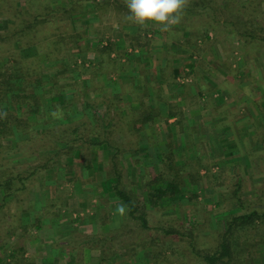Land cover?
Wrapping results in <instances>:
<instances>
[{
  "label": "crops",
  "instance_id": "crops-1",
  "mask_svg": "<svg viewBox=\"0 0 264 264\" xmlns=\"http://www.w3.org/2000/svg\"><path fill=\"white\" fill-rule=\"evenodd\" d=\"M245 1L248 0L231 2ZM260 6L264 12V0H260ZM127 14L125 0H0V35L4 37L0 52L11 58L12 54L21 55L31 42L40 44L44 27H36V33L32 34L28 33L26 23L34 18L37 23L51 19L55 26L47 29L48 36L54 42L64 37L72 59L59 71L72 77L61 83L66 87L62 102L73 103L71 119L78 122L85 117L91 121L90 128L99 127L103 132L102 124H94L92 105L95 106L97 116L104 125L108 124L104 130L109 135L116 133L114 143L132 152L131 156L121 158L124 176H137L140 181L142 168L166 166L163 160L168 162L171 156L177 166L186 170L183 178L186 183L191 160L197 161L200 169L215 168L212 174L208 173L213 180L222 175L221 168L230 170L227 172L230 178L237 175L235 167L249 175L245 167L258 162L264 164V158L257 153L259 136L264 133L263 62L255 64L262 74L256 88H261L263 93V98L256 101L249 90L250 82L242 83L234 75L232 68L238 62L228 58L220 32L208 33L203 26H197L199 31L194 27L184 28V24L192 23L185 19L164 32L154 24L141 27L127 22ZM223 35L224 39L233 38L228 31ZM194 38L196 43L189 44ZM218 38L221 41H215ZM203 40L210 47L200 45ZM39 54L42 62H46L44 53ZM258 55H264V51ZM242 60L244 65L238 76L247 75L243 73L247 71L244 67L250 65L249 59L242 57ZM61 63L62 60L45 66L56 67ZM16 71L20 72L18 68ZM37 93L41 94L40 90ZM122 135L132 139L124 143ZM97 149L103 152L104 158H90L89 164L102 167L109 156L106 146L79 145L73 156H79L81 150L96 152ZM73 156L67 162L61 160L59 165L65 175L69 174L63 178L69 182L75 178L72 167L78 160ZM78 161L86 173L80 182L93 179L84 161ZM204 173L202 170L200 176L203 182L208 180ZM99 174L101 182L108 185L105 173ZM239 178L238 174L236 186ZM61 188L63 195L44 192L41 199L39 191L33 192L37 197L33 196L32 200H39V205L31 210L32 214H20L16 229L9 233V227L1 229L0 264H153L148 258L151 249L147 246L142 248L141 256L137 253L133 258L125 256L126 209L123 214L117 211L123 204L110 189L105 186L102 194L108 199L109 208L104 204L96 208L93 199L88 201L91 193L85 188L79 190L82 193L79 197L73 194L74 188L66 193L63 185ZM199 189L196 193L204 196ZM62 198L66 201L65 207H62ZM81 199L84 200L82 207ZM107 209L111 215L105 219L102 212Z\"/></svg>",
  "mask_w": 264,
  "mask_h": 264
},
{
  "label": "trees",
  "instance_id": "trees-1",
  "mask_svg": "<svg viewBox=\"0 0 264 264\" xmlns=\"http://www.w3.org/2000/svg\"><path fill=\"white\" fill-rule=\"evenodd\" d=\"M214 2L215 0H189L183 19L188 20L189 23L191 19L185 18L186 16L201 18L202 20L208 17L210 19L199 24L200 27L203 26L205 29L215 32L218 26L226 25L228 33L233 38L237 36L238 39L247 41V43L257 39L251 32L239 30V26L242 23L241 17L243 19L245 16L251 17L248 16L249 10H246L248 4L251 12H255L256 8L260 7V0L224 4L220 9H215ZM226 12L232 15H225ZM252 21L257 22L258 20L254 16ZM53 24L51 19L37 23L36 18H34L31 22L26 23V28L30 30L28 33L35 34L36 27L51 30L55 26ZM192 26L199 31V26L197 27L193 23L184 24V28ZM42 36L43 39H41L40 44L31 42L23 48L21 55L12 54L13 62L9 56H4V52H0V192L2 193L0 235L4 226L9 227L8 233L16 229L20 214L26 212L32 214L31 210L35 208V203L32 200L33 191L39 190L38 182L40 179L51 176L54 173V168L59 167L62 156L71 157L76 153L79 145L90 147L91 144L95 143L109 148L107 163L102 166L101 170L109 181L108 188L110 187L109 189L115 199L124 205L127 218L139 223V227L145 231L154 229L149 224L148 219V212L151 209L155 210L161 207L165 201L181 200L187 191L196 195L193 190L197 187L196 180L198 178L194 173V168L188 169L191 187L187 191H185L186 182L181 178V172L186 170L175 166L168 167L167 172L162 169H159L158 172L155 170L151 178H144V184H142L145 187L144 198L135 194L131 190L132 188L128 189L122 182L121 155L125 153V149L113 142L111 143L110 135L104 130L108 124L104 125V121L97 116L94 110L95 106L92 105L94 120L98 125L104 126L103 132L99 131V127L90 130L91 121L85 117H82L78 122L75 121V118L71 119L70 112L73 111V103L64 100L62 102L66 87L62 86L61 83L63 80L72 79L71 76L67 75V72L65 74L59 73L61 68L72 62L71 56L68 55L69 44L63 40V37L54 42L53 49L47 51L48 44L46 42L51 40V35L48 36V33L45 32ZM196 37L199 36L196 35ZM206 38L208 37L206 36ZM260 38L261 40L264 39L261 35ZM3 41L4 37L0 35V43ZM29 41L31 40L29 39ZM12 42H14V36ZM39 45L42 46L39 47ZM54 50L60 54H54ZM39 53H44L46 64L60 60L62 63L56 67L45 66V62H42ZM16 68L20 72H17ZM44 79L46 80L43 81ZM37 89L40 90L41 94L37 93ZM88 105L91 108V104ZM43 112L48 113V115L43 114ZM54 120L57 121L56 125L53 124ZM37 125L40 126V130H36ZM260 135L258 139L259 148L263 150L264 133ZM117 148L122 151L120 149L116 151ZM17 150L22 153V157L26 158L24 164H19L20 161L16 162L11 158L9 161L4 159L5 155L16 153ZM83 151H79V157L85 159ZM89 160L85 168L89 174L94 175L97 168L89 164ZM194 177L196 180L192 179ZM54 183V193L63 195L61 188L63 182L55 178ZM42 186L46 192L45 185ZM238 187L235 189L236 196L239 192ZM65 202L64 199L61 200L62 207L66 206ZM240 207L241 210L245 209L243 202H241ZM257 222H264V208H252L249 212L230 217L226 221L218 248L212 252L199 254L200 256L197 257H201L203 264H232L234 257L240 258L243 254L251 255L250 252L253 251L254 246L247 244L251 237L248 231L253 229ZM163 232L164 234L171 233L168 230H163ZM242 238L243 243L240 244L239 240Z\"/></svg>",
  "mask_w": 264,
  "mask_h": 264
},
{
  "label": "rangeland",
  "instance_id": "rangeland-1",
  "mask_svg": "<svg viewBox=\"0 0 264 264\" xmlns=\"http://www.w3.org/2000/svg\"><path fill=\"white\" fill-rule=\"evenodd\" d=\"M232 0H215L214 2V7L215 9H220L224 4H234L231 2ZM246 10H249L248 16L251 17H244L242 19V23L239 26V30L251 32L252 35L257 38L256 40H253L249 43L247 41L245 42L242 39H238L237 36L232 38L231 40L229 39H224V33L228 30L226 25H220L218 26L217 30L220 32V36L223 39H215V41H221L224 43V49L229 52V57L228 58H234L236 59L235 68H232L234 70V75H237V80H240L242 83L243 82H250V87L249 90L253 94V99L255 98L256 101H259V99L263 98V93L261 88H256V82L261 79L262 74L261 71L257 70V67L255 66L256 63H262L264 64V55H258L261 50L264 51V39L261 40L260 35L264 37V12L262 11V7L260 6L258 9L256 8L255 12H251V9L248 4V8ZM230 12V11H229ZM245 12V11H244ZM210 13H213L210 11ZM225 15L231 16L232 14H229L228 12L224 13ZM255 16V18L258 20L257 22L252 21V18ZM185 18L191 19L192 23L195 24L196 26H199V24H202L206 21H208L210 18L206 17L205 19L201 18H194L192 16H186ZM263 19V20H262ZM203 21V22H202ZM54 26V24H53ZM193 27V26H192ZM195 28V27H194ZM238 28V27H237ZM200 28H198L199 30ZM207 32V28H204V31ZM215 31V32H216ZM48 32L47 30H42V33ZM208 32V33H209ZM212 40L215 38V35L212 33ZM210 36V35H209ZM200 37V36H199ZM198 38V37H197ZM190 40L189 44H195L196 39ZM231 41V42H230ZM48 46L46 47L47 51L50 49L54 48V40L53 37L51 40H48L46 42ZM3 44V43H0ZM203 47L207 46L210 47V44L208 41L203 40L201 44ZM219 45V44H218ZM234 48V50H233ZM246 49V50H245ZM248 49V50H247ZM233 50V51H231ZM231 51V52H230ZM234 52H236L234 54ZM228 55V53H227ZM63 57V55H60ZM245 60L246 58L249 59V64L251 65H246L244 68L247 69L244 70L243 73L247 72V75H241V71L243 69L244 62L242 60ZM258 57L260 59H258ZM262 57V58H261ZM257 58V62L255 59ZM79 59V58H78ZM83 59V58H82ZM83 63V60L81 61ZM46 64V62L44 63ZM234 65V63H232ZM68 69V68H66ZM68 74V73H67ZM264 82V80H261ZM29 85V83H28ZM259 87V86H258ZM253 91H252V90ZM38 90V89H37ZM257 93V94H256ZM233 100V98L231 97ZM233 102V101H232ZM240 106V105H239ZM238 106V107H239ZM237 107V109H238ZM241 109H244L243 106H241ZM259 108V107H258ZM40 121V120H39ZM145 121V120H144ZM40 123V122H37ZM94 124H97L94 122ZM98 125V124H97ZM38 127V125L36 126ZM35 127V128H36ZM40 130V128H36V130ZM92 130V128H90ZM89 130V131H90ZM101 132V128L99 129ZM123 140L124 143H126L127 140L132 139L131 136L129 135H122L120 136ZM117 138L116 133L110 135V139L113 140L111 143H114V139ZM263 143V148H264V142ZM105 145H103L104 147ZM120 147H124V145H118ZM116 148V147H115ZM26 148L24 147V150ZM120 149L117 148L115 149L116 151ZM243 149V148H242ZM95 150V149H94ZM121 150V149H120ZM83 151V154H85V159L79 156H73V159H80L83 160L85 164L88 163V160L90 158H104L103 157V152H101L99 149L95 151ZM122 151V150H121ZM245 151V148L243 149ZM130 154H128V153ZM249 152V151H248ZM109 153V152H108ZM131 151H126L122 157H125L126 155L129 157L131 156ZM262 157L264 156V149H260L259 152ZM9 154V153H8ZM4 155V154H3ZM121 157V158H122ZM167 157V156H166ZM251 157V156H250ZM14 159L17 161H20L21 163L19 164H24L26 162V158L22 157V153L17 150L16 153H12L11 155H5L4 159L5 160H10ZM67 160L72 159L71 157L68 156H62L61 160ZM199 159V158H198ZM78 160H75L74 167H72V170L75 171V178L72 179V182H69L68 179H63L64 177L67 178V175H65V172L62 171L61 167L54 168V173H52L51 176L45 177L46 180L40 179L38 182L39 185V199L41 197H44V190L43 187L41 188L42 185H45V189L47 193H53L54 192V181L55 178L58 179L60 182H63L64 188H65V193L70 192V188H74L73 194L76 197H79V195H82V193L79 191L82 188H85L86 192L91 193V198L88 199L90 202L93 199V205L94 207L101 206V204L105 207H108L107 205L108 199L106 197L103 198V193L104 190L109 189L108 185H104L100 179V174L99 172H102V167H97V172L92 176L93 179H87L86 181L83 180L81 183L82 176L85 175L84 170L81 169L82 167L80 166V162ZM91 160V159H90ZM164 164L166 166L159 167L158 169L153 167H144L142 168V179L138 181L137 176H131V175H125L124 176V171L125 167H123V176H122V182L123 184L128 188H132L133 192L137 194L139 197L141 196L144 198V186L142 184L145 179H149L152 176V173L158 172L159 169H162L164 171H168V167H179L175 163L176 160L173 159L171 156L168 158V162L165 160ZM191 167L194 168V173H196V177L198 178H192L195 179L196 182V188L193 190V192H197V188H200V190H203L205 195H201L199 193H196V195L190 194L187 189H190L191 185H189L190 181L186 183V188H185V197H183V200H173L172 202L170 201H165L161 205V207L155 209V210H150L148 212V219H149V224L154 228L150 231H145L141 229L139 226V223L125 218V230L126 232V239H125V245H124V252L125 256L127 258H133L134 256L137 255H142L143 247L147 246L151 249L150 256L148 258H151L153 261V264H203V260L199 254H205L208 252H212L216 250L220 244L221 240V234L224 232L226 221L235 215H240L245 212H249L252 208L256 209H262L264 208V164L258 162L257 165H251L250 167H245L246 169H249V175H245V173H241V170H238V168L235 167V170L237 171V174L235 177H228V169H223L222 170V175L219 177H216L214 180L211 177L212 174V169H215L213 167L210 168H205V169H200L201 167L198 165L197 161L191 160ZM197 163V164H196ZM105 166V165H104ZM190 168H187V172L189 174ZM199 169V170H198ZM83 170V172H82ZM203 170L204 176H206L205 182L202 181L201 179V171ZM234 170V169H233ZM146 172V173H145ZM211 173L208 175V173ZM244 172V171H243ZM186 171L181 172V178H186ZM240 176L239 180V192L238 196L235 194V189L237 188L236 186V177ZM146 175V176H145ZM57 176V177H56ZM200 177V178H199ZM69 178V177H68ZM75 179V180H74ZM188 180H191L190 177L187 178ZM200 179V180H199ZM44 180V182H43ZM79 181V182H78ZM193 181V180H192ZM75 182L76 186H75ZM43 183V184H42ZM71 183V184H70ZM106 183V182H105ZM42 184V185H41ZM41 185V186H40ZM69 185V186H68ZM67 186V188H66ZM105 186L107 187L106 189ZM79 191H76V189ZM217 189H221L220 192H217ZM84 190V189H83ZM34 193L36 191H33ZM34 193L32 195V198L34 196ZM217 193H220L217 197ZM46 194V193H45ZM216 195V196H215ZM35 198L37 197L36 195L34 196ZM63 199V198H62ZM1 200V199H0ZM82 200V199H81ZM46 201L44 200L43 202H40V204L45 203ZM81 207L84 206V200L79 201ZM241 202L244 203L245 209L241 210ZM35 203V207L39 205V200ZM109 208V207H108ZM99 213V211H98ZM108 214L111 215V212H108V209L102 212V216H104L105 219H108ZM104 219V220H105ZM163 230H168L171 231L169 234H164ZM249 236H251L247 244L249 246H254L252 249L253 251L250 252L251 255L247 256L245 254L241 255L240 258L234 257V260L232 264H264V222L259 223L257 222V225L248 231ZM240 244L243 243V238L239 240ZM108 247V246H107ZM104 248V247H103ZM102 248V251L104 250ZM250 248V247H249ZM141 249V250H140ZM140 250V251H138ZM110 250L108 249L107 252ZM248 251V250H246ZM145 252V251H144ZM150 259V261H151Z\"/></svg>",
  "mask_w": 264,
  "mask_h": 264
},
{
  "label": "clouds",
  "instance_id": "clouds-1",
  "mask_svg": "<svg viewBox=\"0 0 264 264\" xmlns=\"http://www.w3.org/2000/svg\"><path fill=\"white\" fill-rule=\"evenodd\" d=\"M189 0H125L127 22L146 27L154 24L161 31L168 32L181 23ZM6 116V113L4 114ZM117 211L125 212L123 205Z\"/></svg>",
  "mask_w": 264,
  "mask_h": 264
}]
</instances>
